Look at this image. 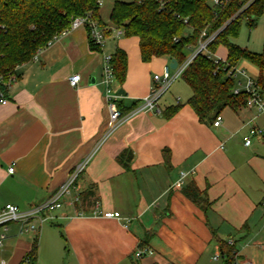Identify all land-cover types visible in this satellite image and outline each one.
Returning <instances> with one entry per match:
<instances>
[{
    "label": "crops",
    "instance_id": "0c3cea01",
    "mask_svg": "<svg viewBox=\"0 0 264 264\" xmlns=\"http://www.w3.org/2000/svg\"><path fill=\"white\" fill-rule=\"evenodd\" d=\"M115 1L98 0L106 37L101 51L91 48L84 26L62 34L17 68L9 102L0 104V210L40 205L84 163L75 192L81 198L89 193L84 206L65 201L49 223L34 221L35 233H22L20 223L0 226V264H22L34 245L35 264H224L214 256L230 239L234 263L264 264V141L243 144L251 126L264 125V115L247 106L226 109L214 127L215 120L200 122L180 96L168 95L172 87L159 102L162 114L133 113L171 59L144 63L137 37L116 36L110 21ZM260 28L264 32V19ZM117 49L127 54L128 71L112 91H123L117 106L128 115L109 133L102 62ZM214 56L225 61L226 48ZM241 69L258 80L252 64ZM76 74L81 82L73 88L69 79ZM125 150L133 155L128 168L117 160ZM181 173L184 185L175 188ZM192 184L204 205L186 195ZM96 202L101 212L131 219L129 227L93 215ZM140 248L154 254L136 261Z\"/></svg>",
    "mask_w": 264,
    "mask_h": 264
},
{
    "label": "trees",
    "instance_id": "16d2710c",
    "mask_svg": "<svg viewBox=\"0 0 264 264\" xmlns=\"http://www.w3.org/2000/svg\"><path fill=\"white\" fill-rule=\"evenodd\" d=\"M163 1L164 7L158 0H116L110 21L125 37L139 39L144 63L168 57L182 65L198 46L202 32L218 33L207 52L198 54L180 77L191 91L187 104L200 122L209 123L226 109L237 112L246 106V94L234 95L235 82L229 74L244 60L258 68L257 85L264 95V48L253 53L233 42L243 21L250 28L255 27L264 14V0H230L217 9L209 4L210 0ZM85 16L104 28L98 0H0V76L5 81L13 76L17 79V68L32 61L38 52L68 31L75 18ZM182 18H188V23L184 24ZM90 46L101 51L92 41ZM219 47L226 48L227 58L216 62L213 55ZM112 64L115 81L121 86L128 71L125 51L117 49ZM118 108L123 115L128 114V110ZM180 108L181 105L172 107L165 114L171 117ZM132 157V152L125 150L117 160L128 168ZM186 195L197 205H204L194 184L186 189ZM88 196L89 193L82 196L78 208L86 204ZM220 249L224 264H234V247L220 242ZM36 259L37 245H34L22 263L28 260V264H35Z\"/></svg>",
    "mask_w": 264,
    "mask_h": 264
},
{
    "label": "built area",
    "instance_id": "2783aa9c",
    "mask_svg": "<svg viewBox=\"0 0 264 264\" xmlns=\"http://www.w3.org/2000/svg\"><path fill=\"white\" fill-rule=\"evenodd\" d=\"M162 7L165 6L163 0H158ZM230 0H210L209 4L217 8H222L227 5ZM179 18V17H178ZM182 22L184 24L188 23V18H182ZM81 26H84L87 29L88 36L90 41H92L96 46L103 49L106 43V37L103 29L98 25V23L90 18L89 16L78 17L75 18L72 22L71 28L68 30L77 29ZM66 31V32H68ZM65 32V33H66ZM116 36L119 37L123 34L122 30L119 28H115ZM64 34V33H63ZM218 33L213 35H208L207 32H202L200 42L198 46L190 53L186 62L182 65H178L177 68L173 71L175 73L171 74V69L169 66H165L162 73L159 75H154L153 77V85L151 86L149 94L141 100L140 106L133 110V113H154L157 115L162 114V110L159 106V102L162 97L169 91L171 86L175 81L180 79L182 73L186 69V67L194 60V58L200 53H206L208 45L216 38ZM213 58L218 61H223L220 58H217L213 55ZM103 69V79L102 86L104 87L108 106L110 109V121L108 123L109 133L114 129L119 127L124 118L123 115L117 106V102L120 99V95L113 93L112 84L115 81L114 77V68L112 64V56H105L102 62ZM230 76L233 78L235 82V87L233 90L234 95H240L242 93L246 94V106L248 108H255L258 114L264 115V95L262 94L259 86L257 85V81L249 78L246 75V72L241 68H235L233 71L229 72ZM239 77L245 79V82L242 83L239 80ZM16 77L9 78L8 81H5L3 77L0 76V104L6 105L8 100V89L9 87L16 81ZM81 82V76L76 74L70 77L69 84L73 88H77ZM130 114V113H129ZM222 122V117L218 116L214 123V127H219ZM261 139L264 141V125L262 126H251L247 132V134L243 137V144L245 147H250L253 143V140ZM85 163L78 166L70 175L67 182L61 186L57 191L52 193L50 197L40 205H37L29 210H21L17 206L14 205H6L2 210H0V226L7 225L9 223H20L21 224V232L22 233H35L37 230V225L34 224V221H37L38 224L43 225L45 223H49L52 220V214L62 209L65 201H68L72 206H77L81 203V197L79 194H76V182L80 175L84 171ZM9 174L14 173V167H10L8 170ZM185 173H181L179 180L175 183V188H182L184 185V181L186 178ZM95 216H101L105 219L111 220H120L122 221V226L124 228H128L131 219H124L121 217L119 212L108 211L101 212L99 210V203L94 204V210L92 212ZM78 215H85L84 212H78ZM5 239V235L0 237V246L3 244V240ZM227 245L230 247L234 246L233 240H228ZM154 252L151 249L140 248L134 253V259L136 261H140L146 256H152ZM234 254H236L234 252ZM223 258V254L221 249L218 250L216 255L214 256V260H220ZM28 260H26L22 264H28ZM5 264V263H1ZM234 264H239L235 262ZM240 264H252L249 261H243Z\"/></svg>",
    "mask_w": 264,
    "mask_h": 264
},
{
    "label": "rangeland",
    "instance_id": "374dc122",
    "mask_svg": "<svg viewBox=\"0 0 264 264\" xmlns=\"http://www.w3.org/2000/svg\"><path fill=\"white\" fill-rule=\"evenodd\" d=\"M263 19H264V14L257 19L256 21L257 27L254 29L250 28L247 21H243L240 32L237 37L233 38V42L239 45L240 47H242L243 49L261 52L263 50V45H264V32L262 28H260V22ZM121 37H124V34H122ZM247 63L249 62L245 60L240 62L239 68L244 67V65ZM251 69L252 68H250V66L248 65V71H251ZM170 72L172 75L175 73V71L173 70H171ZM241 78L242 77H239V80H241ZM117 85H119L118 82L114 81L112 87L114 86L116 87ZM171 87L172 88L168 95L174 94L175 96H180L182 103L187 102L189 98L187 96H189L188 94H190L191 92L187 84L182 79H178L177 81H175Z\"/></svg>",
    "mask_w": 264,
    "mask_h": 264
},
{
    "label": "water",
    "instance_id": "95a60500",
    "mask_svg": "<svg viewBox=\"0 0 264 264\" xmlns=\"http://www.w3.org/2000/svg\"><path fill=\"white\" fill-rule=\"evenodd\" d=\"M177 66H178V63L176 62V60H171V63H170V65H169V68L171 69V70H175L176 68H177ZM119 94L121 95H123V91H120L119 92Z\"/></svg>",
    "mask_w": 264,
    "mask_h": 264
}]
</instances>
